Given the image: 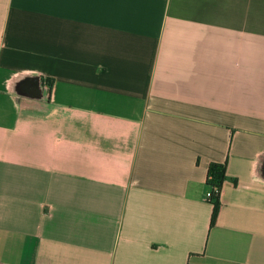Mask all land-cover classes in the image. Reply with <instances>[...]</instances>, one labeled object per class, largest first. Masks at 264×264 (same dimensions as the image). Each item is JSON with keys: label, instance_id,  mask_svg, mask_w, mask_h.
Returning <instances> with one entry per match:
<instances>
[{"label": "crops", "instance_id": "1", "mask_svg": "<svg viewBox=\"0 0 264 264\" xmlns=\"http://www.w3.org/2000/svg\"><path fill=\"white\" fill-rule=\"evenodd\" d=\"M0 264H264V0H0Z\"/></svg>", "mask_w": 264, "mask_h": 264}, {"label": "trees", "instance_id": "2", "mask_svg": "<svg viewBox=\"0 0 264 264\" xmlns=\"http://www.w3.org/2000/svg\"><path fill=\"white\" fill-rule=\"evenodd\" d=\"M226 177V166L224 163L211 162L207 171L206 187H215L216 189L211 192L210 202L213 204L210 225L215 223L217 213L220 206V192Z\"/></svg>", "mask_w": 264, "mask_h": 264}, {"label": "built area", "instance_id": "3", "mask_svg": "<svg viewBox=\"0 0 264 264\" xmlns=\"http://www.w3.org/2000/svg\"><path fill=\"white\" fill-rule=\"evenodd\" d=\"M216 188L215 187H211V188H208V190L206 191V198L208 200H210L211 198V192L214 191Z\"/></svg>", "mask_w": 264, "mask_h": 264}]
</instances>
